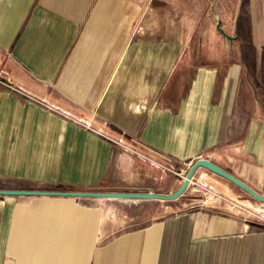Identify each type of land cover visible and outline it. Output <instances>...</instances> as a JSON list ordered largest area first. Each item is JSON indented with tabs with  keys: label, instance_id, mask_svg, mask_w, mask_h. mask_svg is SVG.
Masks as SVG:
<instances>
[{
	"label": "crops",
	"instance_id": "crops-1",
	"mask_svg": "<svg viewBox=\"0 0 264 264\" xmlns=\"http://www.w3.org/2000/svg\"><path fill=\"white\" fill-rule=\"evenodd\" d=\"M198 159L264 196V0H0V190L167 195ZM211 174L174 201L0 196V264H264Z\"/></svg>",
	"mask_w": 264,
	"mask_h": 264
},
{
	"label": "water",
	"instance_id": "water-1",
	"mask_svg": "<svg viewBox=\"0 0 264 264\" xmlns=\"http://www.w3.org/2000/svg\"><path fill=\"white\" fill-rule=\"evenodd\" d=\"M219 29V26L217 27ZM221 33L224 34L221 29ZM199 168H205L213 174L229 181L248 196H250L255 201L264 203V196L258 194L252 190L248 185L243 181L227 172L223 168L219 167L215 163L207 159H198L193 163L190 169L187 172V175L184 177L181 187L172 194H155V193H100V192H80V191H9V190H0V196H33V197H72V198H118V199H156L162 201H174L184 196L187 192L191 181L194 178V175Z\"/></svg>",
	"mask_w": 264,
	"mask_h": 264
},
{
	"label": "rangeland",
	"instance_id": "rangeland-1",
	"mask_svg": "<svg viewBox=\"0 0 264 264\" xmlns=\"http://www.w3.org/2000/svg\"><path fill=\"white\" fill-rule=\"evenodd\" d=\"M169 27L170 26L168 25V20H166L164 22V25L161 26V29L163 32H170ZM143 29H144L143 25L136 24L134 27H131V32L137 34V33H140L141 31H143ZM201 32H203V33H215V29H214L213 25H211V26H207V27H202ZM182 176L185 177L186 174L185 175L183 174ZM211 177L220 183H227L226 180L219 178L218 176H214L211 174ZM206 187L210 188V186H208V185ZM231 187H232V190H233L235 195H231L230 198H227V197H224L223 195H221L222 204H224V203L228 204L233 209V211H235L238 215L246 217L247 219L250 218V219H255L257 221H259L260 218L264 219V216L261 213H258L256 211L257 207L259 208L262 205V204H260V202L255 201V200H251V198H249L248 195L241 192L235 186H231ZM215 193H216V190H215ZM193 194H196V195L200 194L202 197H204L202 195V193L197 192V191L193 192ZM204 198L208 199V197H204ZM246 201H248V202H246Z\"/></svg>",
	"mask_w": 264,
	"mask_h": 264
},
{
	"label": "built area",
	"instance_id": "built-area-1",
	"mask_svg": "<svg viewBox=\"0 0 264 264\" xmlns=\"http://www.w3.org/2000/svg\"><path fill=\"white\" fill-rule=\"evenodd\" d=\"M92 116H90L89 118H85V120H82L78 117H70L71 120L81 124L83 127H85L87 130H90L94 133H97L99 135H103L104 136V131L102 127H97L94 123V119H95V114H91ZM108 138V137H107ZM110 139L112 142L119 144V141L115 140V139ZM191 183H193V180L191 181ZM197 192L202 193V195L204 197H208V198H218V194L215 193L212 189L207 188L205 185H198L197 186ZM261 220V221H260ZM260 223L264 224V219H259Z\"/></svg>",
	"mask_w": 264,
	"mask_h": 264
}]
</instances>
